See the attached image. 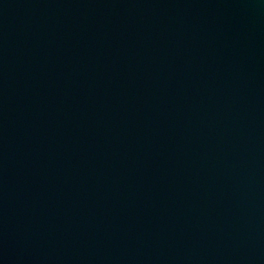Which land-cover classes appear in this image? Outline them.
I'll use <instances>...</instances> for the list:
<instances>
[{
    "label": "water",
    "instance_id": "obj_1",
    "mask_svg": "<svg viewBox=\"0 0 264 264\" xmlns=\"http://www.w3.org/2000/svg\"><path fill=\"white\" fill-rule=\"evenodd\" d=\"M0 264H264V0H0Z\"/></svg>",
    "mask_w": 264,
    "mask_h": 264
}]
</instances>
